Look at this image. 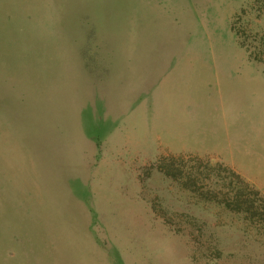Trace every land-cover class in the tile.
I'll return each instance as SVG.
<instances>
[{
  "label": "rangeland",
  "instance_id": "obj_1",
  "mask_svg": "<svg viewBox=\"0 0 264 264\" xmlns=\"http://www.w3.org/2000/svg\"><path fill=\"white\" fill-rule=\"evenodd\" d=\"M0 264H264V0H0Z\"/></svg>",
  "mask_w": 264,
  "mask_h": 264
},
{
  "label": "trees",
  "instance_id": "obj_2",
  "mask_svg": "<svg viewBox=\"0 0 264 264\" xmlns=\"http://www.w3.org/2000/svg\"><path fill=\"white\" fill-rule=\"evenodd\" d=\"M239 177V176H238ZM240 178V177H239ZM241 179V178H240ZM247 184V183H246ZM248 185V184H247ZM256 193L258 194V192L256 191Z\"/></svg>",
  "mask_w": 264,
  "mask_h": 264
}]
</instances>
